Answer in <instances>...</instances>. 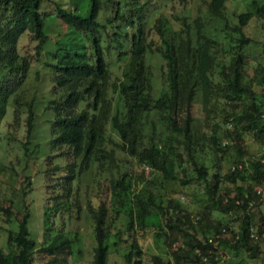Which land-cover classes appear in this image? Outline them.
I'll use <instances>...</instances> for the list:
<instances>
[{"label":"trees","instance_id":"obj_1","mask_svg":"<svg viewBox=\"0 0 264 264\" xmlns=\"http://www.w3.org/2000/svg\"><path fill=\"white\" fill-rule=\"evenodd\" d=\"M73 1V7L66 8L57 0H0V120L31 59V54L18 50L17 39L26 32L36 42L35 58L48 39L45 15L52 13L62 26L50 41L52 49L46 51L52 59L48 64L53 82L60 90L58 97L46 103L53 109V142L65 145L60 154L69 157L68 172L75 164L80 172L91 163L108 172L115 214L110 223L120 212L125 216L122 228L110 231L105 219L111 206L102 202L87 206L94 239L92 264H106L109 240L125 243L124 260L140 264L135 226L161 236L169 248L167 256L152 253L150 264H201V254L214 261L219 244L256 257L257 239L264 245V209L259 208L264 198L256 188L264 181V151L244 159L243 134L250 132L264 143V64L256 63L252 77L244 75L242 66L251 57L243 50L250 42L243 26L253 17L264 20V0H246L235 21L225 13L226 0H206V15L197 14L192 20L164 10L173 4L163 3L149 11V0ZM49 2H53L52 11L45 8ZM99 12L104 13L102 19ZM208 19L221 22L215 31L220 34L212 32ZM172 20L178 22L176 28L171 27ZM262 47L264 51V41ZM13 99L26 108L22 144L27 149L34 124L33 98L21 102L16 94ZM194 103L202 119L211 112L213 120L210 129L199 135ZM17 106L12 124L18 122ZM203 140L221 155L230 147L236 152L224 173L213 163L209 175L201 159ZM132 162L138 166L136 179L131 176ZM57 168L54 164L49 169ZM193 178L205 182L207 198L193 215L177 198L154 195L148 188L153 181L186 184ZM131 180L141 181L143 189L132 193ZM65 190L62 194L68 195L70 187ZM213 209L236 214V228L229 220L212 218ZM0 212L5 222L13 214L10 204L0 203ZM27 215L25 211L17 217L16 230H8L9 251L0 248V264H30L35 251L46 256L44 264H67L65 255L74 237L62 232L49 235L48 223L37 246L27 230ZM251 231L254 237L249 236Z\"/></svg>","mask_w":264,"mask_h":264},{"label":"rangeland","instance_id":"obj_2","mask_svg":"<svg viewBox=\"0 0 264 264\" xmlns=\"http://www.w3.org/2000/svg\"><path fill=\"white\" fill-rule=\"evenodd\" d=\"M57 1L66 8L73 7V0ZM245 1L226 0L225 13L231 21L236 20L234 15L238 10L242 9ZM76 3L77 0H75ZM149 3L151 4L147 7L149 11L152 7L162 6L163 3L167 4V6L173 4L171 8L165 7L164 10L175 12L178 15H185L189 20H192L197 14L205 16L207 13L206 0H185L183 3H170L169 0H149ZM45 8L47 11H52L53 2L47 3ZM52 15V13L45 15V27L49 32L48 39L35 58L33 56V46L36 42L30 39L26 32L20 34L17 39L18 50L31 54V59L25 77L15 91L10 94L6 102L5 113L0 120V203L4 205L10 204L13 210V214L7 222L3 220L4 215L0 212V248L4 253L9 251L7 243L8 230H16L17 217L27 211V230L29 236L36 240L37 246L42 242L43 229L49 223L51 227L49 235L62 232L74 237L70 251L65 255L67 264H92L94 239L92 221L86 208L88 205L96 207L101 202L105 206L112 205L110 186L107 179L108 172L96 168L92 163L89 164L88 169L80 172L78 165L75 164L72 170L68 172L66 161H68L69 157L67 154H60V150L64 149L65 145H58L53 142V135L50 131L53 109L46 107V103L49 99L58 97L60 90L53 82V73L48 64L52 62V59L46 51L52 49L53 45L50 41H54V36L62 31V26L52 18ZM103 15V12H99L98 18L102 19ZM220 23L219 21L213 23V19H208L206 24H209L213 33H218L219 31H215L220 29ZM212 24H215V27ZM170 25L176 28L178 22L172 20ZM243 31L250 37V42L244 45L243 50L251 57V62H246L242 68L244 75L250 78L255 72L256 63L258 65L264 64L262 47V42L264 41V20L258 17L251 18L243 26ZM15 93L19 95L21 102L33 98L34 124L28 137L27 149L22 144V141L26 140L24 122L26 108L24 103L17 106L14 102ZM220 104H222V100H219L216 106L219 108ZM16 106L18 107L19 118L16 124H12L10 121L13 109ZM192 113L198 117L196 120L197 134H201V131L207 132L213 121L211 112L209 117L202 119L203 113L199 110L198 103H194L192 105ZM215 117L217 119L220 118L219 115H215ZM218 132H222L220 128ZM243 137L247 150L244 159L257 157L264 151V143L256 140L250 132H245ZM203 141L201 159L208 166L209 175L212 174L213 168L211 166L213 163H218V171L224 173L231 166L236 152L230 147L226 153L221 155L219 152L213 151L206 140ZM54 164H58L59 168L49 169ZM130 169L132 172L131 176L136 179V175L139 172L138 166L132 162ZM188 173L195 175L191 168H189ZM25 175L29 176V178L27 179ZM28 180L30 183L23 186L22 183L28 182ZM131 181L130 191L132 193L143 189L141 181ZM69 187V194H62L63 190ZM204 187L205 182L200 178H193L191 182L186 184H182L179 180H165L160 183L159 181L158 183L153 181L148 184L152 194L163 193L165 197L173 196L177 198L191 215L195 214L207 203ZM256 188L260 189L263 199L264 182L257 185ZM74 202H77L79 209ZM259 208L264 209V201ZM114 215V210L111 206L106 212L105 219L109 224L110 231L122 228L125 221L124 214L120 212V215L115 216L112 223H110V218ZM254 215L255 217L257 216L256 214ZM210 216L214 219L229 220L233 228H236L239 222L236 214L222 210L213 209ZM158 219L161 223L162 220L159 216ZM164 230L166 231V228ZM134 235L141 249L139 254L140 264H150V255L152 253L157 252L164 256L169 254V248L164 244L162 237L156 236L148 228L141 230L135 226ZM198 236H200V233H198ZM257 243L259 244L260 252L254 258L244 256L243 251L236 253L229 246L219 244L216 248L217 259L212 264H239V262L264 264L262 239L258 238ZM125 251V243L117 245L109 240L106 264H129L123 257ZM45 260L46 256H42L35 251L30 264H44Z\"/></svg>","mask_w":264,"mask_h":264},{"label":"built area","instance_id":"obj_3","mask_svg":"<svg viewBox=\"0 0 264 264\" xmlns=\"http://www.w3.org/2000/svg\"><path fill=\"white\" fill-rule=\"evenodd\" d=\"M263 120H264V117H263ZM263 182H264V181H263ZM257 191H259V188H257ZM249 236L254 237L255 234L251 231V232L249 233ZM209 240H210V238H209ZM214 259H217V254L214 255ZM212 262H214V261L209 260V259H208V256H207L206 254H201V264H212Z\"/></svg>","mask_w":264,"mask_h":264}]
</instances>
